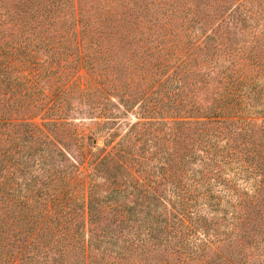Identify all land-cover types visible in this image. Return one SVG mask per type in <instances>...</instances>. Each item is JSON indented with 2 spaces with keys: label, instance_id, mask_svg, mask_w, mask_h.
I'll return each mask as SVG.
<instances>
[{
  "label": "trees",
  "instance_id": "trees-1",
  "mask_svg": "<svg viewBox=\"0 0 264 264\" xmlns=\"http://www.w3.org/2000/svg\"><path fill=\"white\" fill-rule=\"evenodd\" d=\"M0 264H264V0H0Z\"/></svg>",
  "mask_w": 264,
  "mask_h": 264
},
{
  "label": "rangeland",
  "instance_id": "rangeland-1",
  "mask_svg": "<svg viewBox=\"0 0 264 264\" xmlns=\"http://www.w3.org/2000/svg\"><path fill=\"white\" fill-rule=\"evenodd\" d=\"M115 123L113 125H110L111 130H114L117 135L122 134L126 130V126L128 122H133L136 120L133 114L130 113H121L119 112L118 115L113 117ZM35 121H40L38 117L34 118ZM78 121V120H77ZM82 123V120L80 121ZM78 129V128H77ZM105 135H100L98 137L93 136V142L95 146H102L103 145V137Z\"/></svg>",
  "mask_w": 264,
  "mask_h": 264
}]
</instances>
